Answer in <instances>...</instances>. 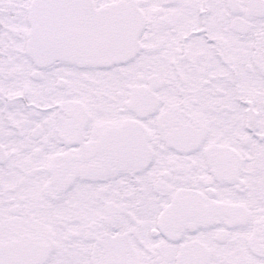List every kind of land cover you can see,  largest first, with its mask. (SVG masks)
<instances>
[{"label":"snow or ice","instance_id":"snow-or-ice-1","mask_svg":"<svg viewBox=\"0 0 264 264\" xmlns=\"http://www.w3.org/2000/svg\"><path fill=\"white\" fill-rule=\"evenodd\" d=\"M0 264H264V0H0Z\"/></svg>","mask_w":264,"mask_h":264}]
</instances>
